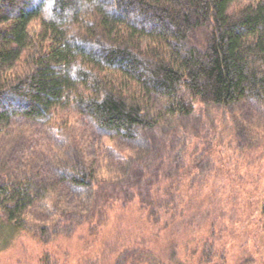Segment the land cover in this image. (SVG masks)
I'll list each match as a JSON object with an SVG mask.
<instances>
[{
	"label": "trees",
	"instance_id": "trees-1",
	"mask_svg": "<svg viewBox=\"0 0 264 264\" xmlns=\"http://www.w3.org/2000/svg\"><path fill=\"white\" fill-rule=\"evenodd\" d=\"M234 1L0 0V256L29 242L32 264L264 258L260 172L209 173L211 161L175 155L143 181L144 160L110 153L129 162L111 169L70 126L73 110L110 138L153 144L167 117L213 108L217 144L241 140L223 118L244 100L264 107V0ZM18 124L42 126L46 139L32 143Z\"/></svg>",
	"mask_w": 264,
	"mask_h": 264
},
{
	"label": "rangeland",
	"instance_id": "rangeland-1",
	"mask_svg": "<svg viewBox=\"0 0 264 264\" xmlns=\"http://www.w3.org/2000/svg\"><path fill=\"white\" fill-rule=\"evenodd\" d=\"M254 0H236L231 4V7L247 4ZM38 21L33 22V26H37ZM157 107H161V102L155 99ZM156 107V108H157ZM213 108L205 109L204 116L202 114L197 116V113L192 116L175 117L174 119L167 117L166 125L164 130L160 134V138L153 141V144L145 143L143 139H131L121 136L109 137L110 133L104 132L92 125L89 119L77 111H71L70 113V126L73 129L75 139L78 143H82L86 149V154L90 156L98 157L99 161H105L104 164L108 165L111 169L120 170V168L126 170L128 163L122 160H116L115 155L109 156L111 153L119 154L120 152L127 155L136 156L139 160H144V166L149 167L145 170V174L142 176L144 179H148L152 182L156 179V173L161 169V164L157 161L163 160L165 163L166 157L170 160H174L176 155L177 158H181L180 163L197 162L202 159V163L207 164L211 161V165L207 167V172L212 173L211 169L228 167L234 169L236 167L237 173H242L247 170L254 172H260L262 174V181L258 182L259 185L264 186V107L258 103L244 100L238 105L234 106L237 111L228 115L225 124H237L241 127L244 133L242 139L239 140L237 136L231 137L226 135L224 141H220L217 144L215 139V132L219 125L221 111L214 113ZM234 109H230L233 112ZM155 110V109H154ZM207 114V112H209ZM233 121V122H232ZM239 121V122H237ZM188 131H187V128ZM202 128V129H201ZM228 128V131H230ZM18 130L26 131L27 135H31L28 139L33 143L37 140H45L43 133V127H35L32 134L26 126L22 124L17 125ZM171 129L172 133H171ZM181 130L187 132V135H181ZM225 132V134L228 133ZM249 134H248V133ZM149 137V133L143 132L140 136ZM20 139H22L20 137ZM24 140V139H22ZM174 144L171 148H168V143ZM147 144V145H146ZM156 151V162H149L146 159V154H150V148ZM161 152V154H160ZM208 157V159H207ZM112 160V161H111ZM124 162H127L124 163ZM161 162V161H160ZM171 167V170L172 171ZM257 170V171H256ZM144 172V169H143ZM150 176V177H146ZM193 192V191H192ZM199 192H197L198 194ZM130 215L126 214L119 218V222H123L128 228L131 227ZM111 227V226H110ZM121 228L122 224H121ZM114 229V228H111ZM24 245L16 246L0 256V264H32L35 249L33 250V243H23ZM241 251H238V254ZM250 264H264V258L260 257L255 253V260L251 259Z\"/></svg>",
	"mask_w": 264,
	"mask_h": 264
}]
</instances>
